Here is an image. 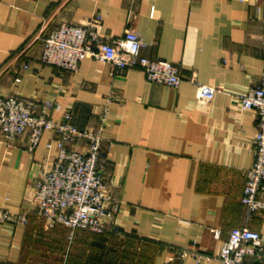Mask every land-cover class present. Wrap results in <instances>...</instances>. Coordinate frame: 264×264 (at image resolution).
Segmentation results:
<instances>
[{"label": "crops", "instance_id": "crops-1", "mask_svg": "<svg viewBox=\"0 0 264 264\" xmlns=\"http://www.w3.org/2000/svg\"><path fill=\"white\" fill-rule=\"evenodd\" d=\"M260 5L253 0H0V96L52 101L50 117L61 122L70 111L81 130L98 124L111 98L105 172L112 196L121 201L116 224L128 242L109 249L78 231L77 251L106 255L111 264H197L192 253L212 257L200 264H221L218 256L230 232L245 224L241 200L255 160L259 116L242 110L238 96L262 80ZM97 14L103 19L94 30L102 40L138 32L146 43L143 56L181 67L180 87L149 83L141 68L117 75L112 65L93 60L77 72L42 64L43 39L53 29L64 23L87 26ZM192 78L215 87V98L199 100ZM55 141L53 132H45L29 151L28 134L12 141L0 137V209L28 219L1 227L0 264H61L63 254L52 243L65 232L48 229L34 201V181L56 159L57 148H47ZM249 228L264 234V211L254 215ZM182 252L187 255L180 258ZM246 264H264V258L248 257Z\"/></svg>", "mask_w": 264, "mask_h": 264}, {"label": "built area", "instance_id": "built-area-1", "mask_svg": "<svg viewBox=\"0 0 264 264\" xmlns=\"http://www.w3.org/2000/svg\"><path fill=\"white\" fill-rule=\"evenodd\" d=\"M246 3L251 0H239ZM261 3L264 27V0ZM97 14L87 25L61 24L43 39L40 60L42 64L77 72L85 60L110 64L114 74L123 75L133 68H141L149 83L178 89L184 80L182 69L161 59H150L141 54L146 46L141 35L127 30L124 37L113 41L102 40L94 26L102 22ZM263 72L260 85L247 94L239 95L241 109L256 111L259 116L258 131L254 138L255 160L246 172L242 204L246 209L245 224L234 228L222 246L218 259L221 264H246V258H264V234L249 228L255 214L264 211V31L260 37ZM28 68V66H25ZM17 82L21 79L17 78ZM197 88V97L204 102L216 96L213 86L190 80ZM111 98L99 114L94 128L79 129L73 123L72 112L66 111L61 122L50 117L52 101L39 103L18 97L0 96V137L12 141L29 135V151L35 150L45 132H53L56 141L47 144L49 150L57 148V156L48 170L34 181L37 215L48 229L63 226L68 229L69 249L79 230L95 234H112L126 239L127 234L116 224L121 201L112 196L110 178L105 172L108 148L104 131L108 124ZM7 222L27 224L26 215H12L0 209V229ZM220 233L216 232L219 237ZM180 258L186 252L178 253ZM197 264L211 256L192 253ZM185 264V263H181Z\"/></svg>", "mask_w": 264, "mask_h": 264}, {"label": "trees", "instance_id": "trees-1", "mask_svg": "<svg viewBox=\"0 0 264 264\" xmlns=\"http://www.w3.org/2000/svg\"><path fill=\"white\" fill-rule=\"evenodd\" d=\"M56 231L59 230L61 232H65L62 236L63 239L58 241H53L52 246L54 248H58L60 249V252L63 254L62 259H60V263L61 264H111V261L106 257V255L103 254H99L98 252H92L91 254H89L88 256H86L85 252H79L76 250L75 247V241H76V237H77V233L75 236V240L73 242V244L70 247L69 252L67 251L69 249V243H68V234L69 231L67 228L63 227V226H57L54 229H52V231ZM80 232L82 231V233H87L90 236L94 237L95 239L102 241L103 243L108 245V248L110 249L113 245L119 246V247H123L122 244L128 242V240L120 238L116 235H112V234H95L92 233L90 231H86V230H79ZM47 242H49V238H46ZM124 248V247H123ZM143 259V257H142Z\"/></svg>", "mask_w": 264, "mask_h": 264}]
</instances>
